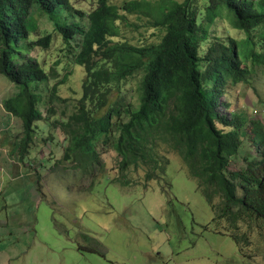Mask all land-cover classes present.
Here are the masks:
<instances>
[{
    "label": "trees",
    "instance_id": "1",
    "mask_svg": "<svg viewBox=\"0 0 264 264\" xmlns=\"http://www.w3.org/2000/svg\"><path fill=\"white\" fill-rule=\"evenodd\" d=\"M72 10L71 0H0V75L19 89L3 106L23 123L17 147L21 158L29 153L35 122L43 120L29 83L50 78L36 59L18 55L21 42L37 30L36 11L54 22L66 43L76 36L80 41L75 62L86 77L77 112L61 123L70 133L65 158L78 159L92 149L97 154L101 141L118 153L121 171L145 168L150 182L165 171L169 159L158 149L167 147L196 178L216 214L215 223L226 220V231L241 245L240 226L264 220V125L247 123L240 114L228 118L219 108L228 85L248 84L264 69V0H133L123 6L97 0L87 25L68 24L69 17L77 19ZM223 13L234 29L245 33L244 39L212 37L210 29ZM128 15L163 29L160 43L136 47L115 41L118 22ZM52 41L47 34L31 46L48 49ZM140 73L137 107L109 106L101 115L111 93H122V83ZM56 90L57 84L50 101L61 99ZM248 131L255 157L245 156L244 168L230 170Z\"/></svg>",
    "mask_w": 264,
    "mask_h": 264
},
{
    "label": "rangeland",
    "instance_id": "2",
    "mask_svg": "<svg viewBox=\"0 0 264 264\" xmlns=\"http://www.w3.org/2000/svg\"><path fill=\"white\" fill-rule=\"evenodd\" d=\"M127 1L133 0L111 3L123 6ZM71 3L77 19L69 17L67 23L87 25L97 0ZM204 6L201 1L199 7ZM32 18L37 30L21 42L18 55L36 59L50 78L29 83L39 98L43 120L35 122L29 153L21 158L17 147L24 136L23 123L3 106L19 89L0 75V264H264V220L242 224L238 245L226 231L230 227L226 220L215 223L216 214L198 190L196 178L167 147L158 149L169 159L165 171L150 182L145 180V168L121 171L118 153L101 141L97 154L92 149L78 159L65 158L70 133L61 123L77 112L86 77L84 67L75 62L80 41L76 36L66 43L45 14L33 11ZM118 24L120 36L114 40L136 47L159 44L165 33L136 16L128 15ZM210 33L221 39L246 36L226 16ZM47 34L53 36L48 49L31 46ZM143 74L123 82L122 93L114 90L100 114L109 106L137 107ZM56 84L61 99L50 101ZM227 91L223 101L228 105L220 106V112L264 125V69L254 73L250 83L230 84ZM251 137L248 131L230 170L244 168L245 156L255 157Z\"/></svg>",
    "mask_w": 264,
    "mask_h": 264
},
{
    "label": "clouds",
    "instance_id": "3",
    "mask_svg": "<svg viewBox=\"0 0 264 264\" xmlns=\"http://www.w3.org/2000/svg\"><path fill=\"white\" fill-rule=\"evenodd\" d=\"M228 91H226V93H227ZM228 95V94H227ZM223 99H225L224 97H222V103H223V105L222 106H225L224 104L225 103H228V102H226V101H223ZM230 103V102H229ZM226 107V106H225ZM220 110V109H219ZM6 111V110H5ZM7 112V111H6ZM9 113V112H8ZM10 115H11V113H9ZM14 116V115H13Z\"/></svg>",
    "mask_w": 264,
    "mask_h": 264
},
{
    "label": "built area",
    "instance_id": "4",
    "mask_svg": "<svg viewBox=\"0 0 264 264\" xmlns=\"http://www.w3.org/2000/svg\"><path fill=\"white\" fill-rule=\"evenodd\" d=\"M254 114H255V115L257 114V110H256V111H254Z\"/></svg>",
    "mask_w": 264,
    "mask_h": 264
},
{
    "label": "crops",
    "instance_id": "5",
    "mask_svg": "<svg viewBox=\"0 0 264 264\" xmlns=\"http://www.w3.org/2000/svg\"><path fill=\"white\" fill-rule=\"evenodd\" d=\"M8 113V112H7Z\"/></svg>",
    "mask_w": 264,
    "mask_h": 264
}]
</instances>
